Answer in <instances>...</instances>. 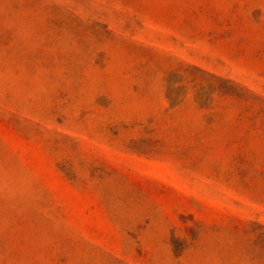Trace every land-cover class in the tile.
Masks as SVG:
<instances>
[{
  "label": "rangeland",
  "instance_id": "rangeland-1",
  "mask_svg": "<svg viewBox=\"0 0 264 264\" xmlns=\"http://www.w3.org/2000/svg\"><path fill=\"white\" fill-rule=\"evenodd\" d=\"M0 264H264V0H0Z\"/></svg>",
  "mask_w": 264,
  "mask_h": 264
}]
</instances>
